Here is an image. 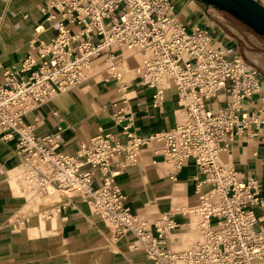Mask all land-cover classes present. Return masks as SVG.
Here are the masks:
<instances>
[{
    "label": "built area",
    "instance_id": "built-area-1",
    "mask_svg": "<svg viewBox=\"0 0 264 264\" xmlns=\"http://www.w3.org/2000/svg\"><path fill=\"white\" fill-rule=\"evenodd\" d=\"M41 10L47 18L58 16L57 33L39 43L35 57L21 61L20 69H30L26 77L7 69L0 81L2 138L17 137L33 193L51 187L82 197L107 221L114 238L135 236L153 264H252L264 257L259 182L220 157L239 135L254 133L251 125L264 124V99L251 111L245 107L260 92V70L241 57L227 58L204 28L187 27L172 0H46ZM123 51L143 54L134 71L141 84L153 89L155 104L167 86L175 88L182 108L179 121L145 137L125 130L123 142L97 134L74 155L47 146L49 135H34L24 122L27 112L85 81L97 58L119 80L117 56ZM212 98L218 106L207 104ZM151 141L161 144L173 169L192 161L201 173L195 183L199 201L190 209L200 217L199 237L183 249L163 245L176 227L172 215L162 214L150 227L125 205L114 172H107L114 157L123 154V163H130ZM94 171L102 176L96 187L91 184Z\"/></svg>",
    "mask_w": 264,
    "mask_h": 264
},
{
    "label": "crops",
    "instance_id": "crops-1",
    "mask_svg": "<svg viewBox=\"0 0 264 264\" xmlns=\"http://www.w3.org/2000/svg\"><path fill=\"white\" fill-rule=\"evenodd\" d=\"M45 1L0 0V81L7 69H16L26 77L30 69H20L21 61L35 57L39 43L50 41L57 33L58 16L47 18L48 13L41 10ZM174 1L179 3L174 11L177 17L187 27L204 28L227 58L237 56L259 66L260 92L245 103L250 111L257 107L264 99L263 36L206 3ZM256 1L264 5V0ZM68 27L78 28L73 24ZM142 56L141 52L126 51L117 56L119 80L95 59L85 81L37 105L26 113L24 122L32 126L38 139L49 135L47 146L55 152L69 155L97 134L123 142L125 130L145 137L171 128L182 117L178 95L170 84L163 90V99L154 103L153 89L141 84L134 71ZM207 104L219 105L215 98ZM251 126L256 127L254 133L239 135L220 157L255 177L264 196V124ZM2 134L0 131V264L154 263L135 236L114 238L107 221L82 197L53 193L35 198L25 180L17 137L2 138ZM160 149L159 142L151 141L130 163H123V154L116 156L107 172H114L125 205L150 227L162 214L172 215L176 227L164 236L163 245L179 250L199 237L200 217L190 209L199 201L195 183L201 173L192 161L173 169ZM101 177L94 171L92 186H98ZM59 195L61 199L50 203ZM252 264H264V257Z\"/></svg>",
    "mask_w": 264,
    "mask_h": 264
},
{
    "label": "water",
    "instance_id": "water-1",
    "mask_svg": "<svg viewBox=\"0 0 264 264\" xmlns=\"http://www.w3.org/2000/svg\"><path fill=\"white\" fill-rule=\"evenodd\" d=\"M233 16L264 37V5L256 0H200Z\"/></svg>",
    "mask_w": 264,
    "mask_h": 264
},
{
    "label": "bare ground",
    "instance_id": "bare-ground-1",
    "mask_svg": "<svg viewBox=\"0 0 264 264\" xmlns=\"http://www.w3.org/2000/svg\"><path fill=\"white\" fill-rule=\"evenodd\" d=\"M26 184V183H25ZM28 185V184H27ZM26 188V187H25ZM197 188V187H196ZM27 189V188H26ZM28 190H30L29 188L27 189V191ZM24 191V190H23ZM198 191V189L196 190V192ZM53 193H60V194H63L60 190H56V189H53V188H51V187H48V190L45 192V193H39V194H37V196L39 195V196H47V195H49V194H53ZM64 195V194H63ZM40 198V197H39ZM54 198H56V197H54ZM58 198V197H57ZM45 200H47L46 199V197H45ZM49 200V199H48ZM51 200H53V199H51Z\"/></svg>",
    "mask_w": 264,
    "mask_h": 264
},
{
    "label": "rangeland",
    "instance_id": "rangeland-1",
    "mask_svg": "<svg viewBox=\"0 0 264 264\" xmlns=\"http://www.w3.org/2000/svg\"><path fill=\"white\" fill-rule=\"evenodd\" d=\"M173 1V5H174V11H175V9L179 6V3H178V1H174V0H172ZM190 1H193V0H190ZM196 1V0H195ZM198 1H200V0H198ZM201 2V1H200ZM199 3V2H198ZM176 12V11H175ZM263 41H264V37H263ZM263 51H264V49H263ZM263 60H264V55H263ZM264 62V61H263ZM253 64V63H252ZM255 65V64H254ZM259 70H260V68H259V66L258 65H255ZM261 67H264V63H261ZM39 196V195H38ZM34 197L36 198L37 197V193H36V195H34ZM59 199H61V196L59 195V197H58V199H54L53 201H51L50 203H52V202H55V201H58Z\"/></svg>",
    "mask_w": 264,
    "mask_h": 264
}]
</instances>
